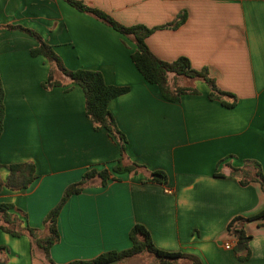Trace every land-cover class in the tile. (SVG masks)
<instances>
[{
	"label": "crops",
	"instance_id": "0c3cea01",
	"mask_svg": "<svg viewBox=\"0 0 264 264\" xmlns=\"http://www.w3.org/2000/svg\"><path fill=\"white\" fill-rule=\"evenodd\" d=\"M76 1L124 26L160 27L185 12L178 28L157 29L146 38L149 51L165 62L186 57L193 69L205 68L219 90L235 97V105L225 108L209 99L200 80L179 84L196 94L165 101L134 67L130 38L63 0H0V183L9 165L35 167L27 188L1 186L0 203L13 206L8 212L19 228L43 236L42 221L63 190L90 169L110 170L120 158L117 142L103 129L94 131L85 117L79 86L55 72L63 86L42 87L48 63L31 54L37 48L32 36L7 28L20 26L51 46L66 69L98 71L106 84L128 88L108 108L126 140L124 163L144 167L115 174L117 180L104 186L89 180L67 200L57 219L59 241L49 250L53 264L127 250L135 224L149 232L157 249L194 255L201 264H264V220L238 223L250 237L246 249L236 250L227 231L234 218L264 208L257 181L241 185L230 176L245 162L257 163L264 176V0ZM179 79L171 77V83ZM152 171L163 172L166 184L148 182ZM0 247L2 264H50L25 235L0 231ZM144 256L149 255L117 264L149 261Z\"/></svg>",
	"mask_w": 264,
	"mask_h": 264
},
{
	"label": "trees",
	"instance_id": "16d2710c",
	"mask_svg": "<svg viewBox=\"0 0 264 264\" xmlns=\"http://www.w3.org/2000/svg\"><path fill=\"white\" fill-rule=\"evenodd\" d=\"M69 6L79 12L89 14L97 20L103 22L115 32L123 37L130 38L136 47L131 54V61L143 79L157 87L162 99L168 102H177L181 96L185 94H196L197 91L193 87H181L178 84L171 83V77H184L190 80H200L204 82L210 92L209 99L218 100L225 108H233L236 99L233 95L219 90L214 81L208 76L207 70H195L191 67L186 57H178L171 62H165L154 56L148 49L145 40L157 29H176L186 20L185 12L179 13L176 18L166 25L160 27L148 28L143 25L124 26L116 22L108 14L91 8L76 0H63ZM8 29L20 30L32 36L37 42V48L31 51L33 56L41 55L48 63V74L46 81L42 84L44 89L63 86V83L55 78V72H59L63 77L67 78L69 83L76 84L80 87L84 97V113L85 117L91 122L93 130H105L119 146L120 158L115 162L110 170L103 168L100 170L90 169L86 171L81 180L77 183L68 185L58 201V203L46 214L42 221L45 234L39 236V231L33 228H19L18 219L8 211L13 208L11 204L0 203V231H4L14 237L25 235L31 247H37L42 251L44 258L53 264L50 256V248L59 241L57 230V219L59 214L67 202V200L75 194H79L87 181L98 179L99 184L104 186L107 181H115V174L132 173L136 174L143 166L134 162L124 163L125 158V137L118 130L115 120L109 111V103L128 91L127 87H117L105 83L100 72L94 70H68L66 69L59 57L55 54L52 47L46 44L41 37L35 32L17 27H7ZM224 98L230 99L225 102ZM4 105H3V89L0 81V135L3 128ZM8 175L5 182L0 183L9 190H21L27 188L34 180L35 167L30 162L12 164L8 167ZM231 177H237L241 185H245L250 181H257L264 192V176L261 173L260 166L255 162H245L242 168H234L230 171ZM148 182L165 185L167 182L166 175L161 171L149 172ZM264 220V208L257 214L247 218H234L227 226V231L236 239V243L246 249L247 242L250 237L247 236L238 223L262 221ZM130 248L120 252H107L88 261H73L68 264H99L113 261H121L126 258L149 255L155 259L154 264H201L200 260L190 254L180 252H166L157 249L150 237L149 232L140 224H135L129 230ZM0 247V252H1ZM248 254L246 255V257ZM245 259V258H244Z\"/></svg>",
	"mask_w": 264,
	"mask_h": 264
},
{
	"label": "rangeland",
	"instance_id": "374dc122",
	"mask_svg": "<svg viewBox=\"0 0 264 264\" xmlns=\"http://www.w3.org/2000/svg\"><path fill=\"white\" fill-rule=\"evenodd\" d=\"M180 79H179V83H178V85L182 82V84H185V85H188V84H190V79H187V78H184V77H179ZM181 81V82H180ZM83 190V189H82ZM64 191V190H63ZM62 196V195H61ZM144 257H147L148 259H149V261H145V263H144V260H142V262H143V264H148V263H152V261H150V260H153V258L152 257H149V256H144ZM152 258V259H151ZM142 262L140 261L138 264H142Z\"/></svg>",
	"mask_w": 264,
	"mask_h": 264
},
{
	"label": "water",
	"instance_id": "95a60500",
	"mask_svg": "<svg viewBox=\"0 0 264 264\" xmlns=\"http://www.w3.org/2000/svg\"><path fill=\"white\" fill-rule=\"evenodd\" d=\"M242 246L240 244L236 245V250H241ZM2 264V263H0ZM99 264H117V261H113V262H107V263H99Z\"/></svg>",
	"mask_w": 264,
	"mask_h": 264
},
{
	"label": "built area",
	"instance_id": "2783aa9c",
	"mask_svg": "<svg viewBox=\"0 0 264 264\" xmlns=\"http://www.w3.org/2000/svg\"><path fill=\"white\" fill-rule=\"evenodd\" d=\"M166 192H169L168 190H166ZM226 249H229V246H225Z\"/></svg>",
	"mask_w": 264,
	"mask_h": 264
}]
</instances>
